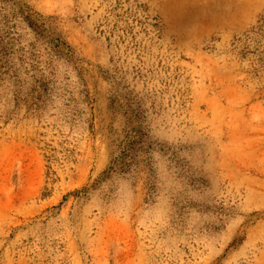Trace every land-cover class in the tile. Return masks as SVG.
<instances>
[{"label":"rangeland","instance_id":"obj_1","mask_svg":"<svg viewBox=\"0 0 264 264\" xmlns=\"http://www.w3.org/2000/svg\"><path fill=\"white\" fill-rule=\"evenodd\" d=\"M0 264H264V0H0Z\"/></svg>","mask_w":264,"mask_h":264}]
</instances>
